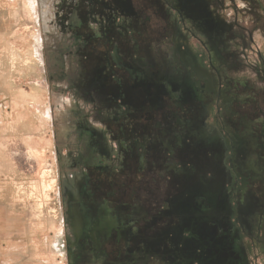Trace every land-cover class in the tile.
Segmentation results:
<instances>
[{"label": "rangeland", "instance_id": "1", "mask_svg": "<svg viewBox=\"0 0 264 264\" xmlns=\"http://www.w3.org/2000/svg\"><path fill=\"white\" fill-rule=\"evenodd\" d=\"M261 165L264 0H0V264H264Z\"/></svg>", "mask_w": 264, "mask_h": 264}, {"label": "flooded vegetation", "instance_id": "2", "mask_svg": "<svg viewBox=\"0 0 264 264\" xmlns=\"http://www.w3.org/2000/svg\"><path fill=\"white\" fill-rule=\"evenodd\" d=\"M236 98L237 97H235L234 98V101H233V103L230 105V108L229 109H227V108H223V110L221 111V114H220V116L218 117H216V118H220V122L221 121H224L225 123H226V128H224L223 130H225V131H227V128L228 129H230V133L228 134H225L224 132H222V134L224 135V137H225V140H226V145L228 146V149H231V147L232 148H234L235 147V145L233 144V142H232V139H231V136H230V134H233V132H234V130H233V128H232V126L230 125V128H229V124H230V121L232 122V120L229 118V117H233V119H236L235 117V115L233 114V112L235 111V109L236 108H238V105H237V100H236ZM217 121V120H216ZM244 124V127H243V129H246V127H247V125H245V123H244V120H241V119H237V120H234V123H233V126L235 127V129H237L238 131H242L243 129H241V124ZM226 135H228V137L230 138V140H231V146H229L228 144H227V139H226ZM229 142V141H228ZM236 145L238 144V142H236L235 143ZM241 167V166H240ZM241 173L244 175V176H246L245 175V172H244V170H243V166L241 167ZM248 175L250 176V177H252V176H256L257 177V179H256V181H255V183H257V184H260V185H262L263 186V188H264V165H261L260 166V168H259V170L257 171V172H253L252 170H249L248 172ZM235 174V173H234ZM233 174V175H234ZM244 179V181L245 182H247V179H246V177L245 178H243ZM253 184H254V182H250L249 183V185L250 186H248V188H247V192H248V194L250 193V191L252 190V186H253ZM237 226V225H236ZM263 230V229H262ZM242 229H241V232H240V234L242 233Z\"/></svg>", "mask_w": 264, "mask_h": 264}]
</instances>
